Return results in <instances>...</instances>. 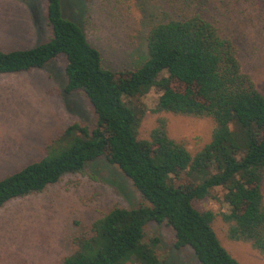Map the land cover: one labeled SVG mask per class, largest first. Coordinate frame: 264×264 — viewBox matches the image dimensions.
Segmentation results:
<instances>
[{
    "label": "trees",
    "instance_id": "16d2710c",
    "mask_svg": "<svg viewBox=\"0 0 264 264\" xmlns=\"http://www.w3.org/2000/svg\"><path fill=\"white\" fill-rule=\"evenodd\" d=\"M52 36L35 47L1 50L0 74L41 68L67 59V94L81 92L97 116L95 126L74 123L71 141L0 179V207L42 192L66 173L100 157L117 165L147 204L114 207L77 236L75 251L58 264H163L160 238H146V224L174 230V247L191 246L200 264H242L221 243L216 212L196 203L224 190L222 213L228 235L264 253V92L244 71L236 41L200 13L154 24L147 34V58L133 68L114 70L77 21L65 18L61 0H48ZM153 87L161 91L156 112L207 116L216 126L211 141L192 154L169 135L158 118L150 138L139 136L144 110L133 98Z\"/></svg>",
    "mask_w": 264,
    "mask_h": 264
},
{
    "label": "rangeland",
    "instance_id": "374dc122",
    "mask_svg": "<svg viewBox=\"0 0 264 264\" xmlns=\"http://www.w3.org/2000/svg\"><path fill=\"white\" fill-rule=\"evenodd\" d=\"M63 16L83 26L107 67L133 68L148 56L150 28L182 14L200 13L236 41L244 71L264 92V0H61ZM52 36L48 0H0V49L35 47ZM67 59L59 56L41 68L0 74V179L41 158L58 153L70 139L74 123L95 126L97 116L88 97L67 94ZM161 91L153 87L132 103L144 116L139 136L149 139L159 117L169 135L192 154L211 141L216 122L207 116L156 112ZM217 187L196 203L213 209L222 245L242 264H264V253L250 242L234 240L222 213L230 205ZM264 193V187H263ZM147 204L132 180L100 157L75 173H66L39 193L10 200L0 207V264H58L72 254L77 236L91 233L95 220L114 207ZM146 238L158 236L163 264H200L191 246L174 247V230L149 221Z\"/></svg>",
    "mask_w": 264,
    "mask_h": 264
}]
</instances>
